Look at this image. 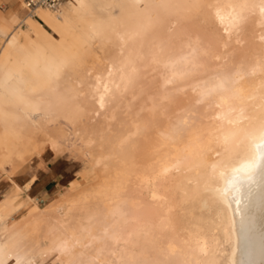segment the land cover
I'll return each instance as SVG.
<instances>
[{"label":"bare ground","instance_id":"bare-ground-1","mask_svg":"<svg viewBox=\"0 0 264 264\" xmlns=\"http://www.w3.org/2000/svg\"><path fill=\"white\" fill-rule=\"evenodd\" d=\"M66 5L27 11L62 38L25 20L0 50V264H264V0ZM69 145L80 169L41 206L43 173L18 174ZM190 187L212 229L174 221Z\"/></svg>","mask_w":264,"mask_h":264},{"label":"rangeland","instance_id":"rangeland-1","mask_svg":"<svg viewBox=\"0 0 264 264\" xmlns=\"http://www.w3.org/2000/svg\"><path fill=\"white\" fill-rule=\"evenodd\" d=\"M23 2H24V5H25V0H23ZM15 3H16V0H12V1L11 0H0V7H1L2 11H3V12H1V10H0V13L1 14H3V13L8 14ZM23 8H24L23 9L24 13L22 15L21 21H19V23H15L14 26H12L4 36L0 37V50L3 47L9 46L6 39L10 35L17 33L18 29L25 30L24 29L25 28V23H26L25 20H35V18H30L28 16V12L26 10V7L23 6ZM61 8H62V10L65 11L67 9L66 3H64ZM40 13L38 14V18L37 19H39ZM40 22L44 26L43 27L44 31L49 33V34H52L53 37H54V40H59L60 38H62L61 36L58 35V33L55 31L54 28H52L51 26H49L48 24H46L42 20ZM70 41H74V40H72V39L69 40L68 37H65L63 39V44L68 45ZM16 55H17V53H15V56ZM185 97H190V94L185 95ZM246 109L248 111L249 117H251L253 120L257 119V115L261 114L260 107H258L257 105L246 104ZM215 146H217V143L215 144ZM51 157H56L53 160L52 165L55 164V166H63V169L67 170V173H68L67 177L64 178L61 181V185H60V189H65L66 186L68 185V183L72 179L75 178L76 173L80 169V164L82 162L79 161V162L75 163V161H77V159L79 157L76 156L74 150L69 145L68 147H65L63 149V151L60 152V153H51V152L43 150L39 155H37L35 157V160H34L33 164H34V166H37L39 169H43L44 166H46V162H44L43 160H48ZM45 172L46 171H44V169H43V173H45ZM21 173H22V171L20 172V174ZM42 176H43V174H42ZM5 183H6V181L4 179L3 184H5ZM190 183H192V182L190 181ZM198 189H199L198 187H190V188H188L186 191H184L182 194H180L178 196V200L180 202H179V204H178V206L176 208V214H175L176 218H174L175 219L174 221H176L179 225L182 226V225L187 224V222L190 223L193 220H195V221H202L203 220L202 225L207 227L208 229H212L214 227V225H215L213 219H207L204 216H202L200 214L198 202H196V200H190L191 199L190 196L193 197V196H197L198 195V191H199ZM135 193L138 194L139 191H135ZM143 195H144V200L146 201V203L148 205L152 206L151 200H150V198H148V190H147V188H145L143 190ZM47 201L48 200H46V199H39V204L41 206H43L44 204H46Z\"/></svg>","mask_w":264,"mask_h":264},{"label":"crops","instance_id":"crops-1","mask_svg":"<svg viewBox=\"0 0 264 264\" xmlns=\"http://www.w3.org/2000/svg\"><path fill=\"white\" fill-rule=\"evenodd\" d=\"M19 3H20L19 0H16V3L13 5L11 9L12 12L16 13L15 23H19V21H21L22 15L24 13V10L20 9ZM33 21H36L37 23L41 24L40 22L41 19H35ZM28 25H29L28 23H25V28H24L25 30L29 29ZM41 26H43V24H41ZM55 158L56 157H51L48 160H43L44 162H46V166H47V171L45 173H43V169H39L37 166H33L34 167L33 168L30 165L29 167H27L28 169L25 168L23 170L24 172L22 171L21 174L20 173L18 174L19 178L29 180L33 175L37 174L39 176L41 173H43V176L39 180H37L32 187L33 197L38 202L39 199L48 200L46 203L50 202L51 199H53L56 196L57 191L60 190L61 181L67 177L68 174L67 170L63 169L62 166H55V164L52 165L53 160ZM4 179L6 181L5 184H3ZM11 189L12 187H7L6 177L3 174H0V201L6 197V195L11 191Z\"/></svg>","mask_w":264,"mask_h":264},{"label":"built area","instance_id":"built-area-1","mask_svg":"<svg viewBox=\"0 0 264 264\" xmlns=\"http://www.w3.org/2000/svg\"><path fill=\"white\" fill-rule=\"evenodd\" d=\"M68 1L70 0H25V4L27 11L32 13L39 8L57 10Z\"/></svg>","mask_w":264,"mask_h":264},{"label":"snow or ice","instance_id":"snow-or-ice-1","mask_svg":"<svg viewBox=\"0 0 264 264\" xmlns=\"http://www.w3.org/2000/svg\"><path fill=\"white\" fill-rule=\"evenodd\" d=\"M258 147L261 148V149H264V141H262L261 144ZM260 158H261V160H264V151H261ZM232 179H233L232 177H229L228 178V182L231 183Z\"/></svg>","mask_w":264,"mask_h":264}]
</instances>
